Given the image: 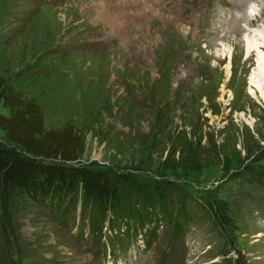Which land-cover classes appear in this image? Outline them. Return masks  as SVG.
Here are the masks:
<instances>
[{
	"label": "rangeland",
	"instance_id": "1",
	"mask_svg": "<svg viewBox=\"0 0 264 264\" xmlns=\"http://www.w3.org/2000/svg\"><path fill=\"white\" fill-rule=\"evenodd\" d=\"M263 21L264 0H0V77L45 127H75L85 164L169 181L194 213L123 252L106 220L0 195V264H264V95L242 41Z\"/></svg>",
	"mask_w": 264,
	"mask_h": 264
},
{
	"label": "trees",
	"instance_id": "2",
	"mask_svg": "<svg viewBox=\"0 0 264 264\" xmlns=\"http://www.w3.org/2000/svg\"><path fill=\"white\" fill-rule=\"evenodd\" d=\"M0 104L10 110V115L0 111V129L12 144L0 143V195L11 204L41 202L63 224L78 209L89 228L106 220L107 242L113 249L121 243L123 252L139 238L151 245L165 223L182 235L193 222L186 196L169 181H142L83 163L85 142L78 130L47 129L36 100L2 76ZM209 204L214 210L222 207L218 201Z\"/></svg>",
	"mask_w": 264,
	"mask_h": 264
},
{
	"label": "bare ground",
	"instance_id": "3",
	"mask_svg": "<svg viewBox=\"0 0 264 264\" xmlns=\"http://www.w3.org/2000/svg\"><path fill=\"white\" fill-rule=\"evenodd\" d=\"M247 4H249L247 14L252 19L251 17L254 16L256 9L251 7L250 3ZM255 14H258L257 11ZM242 41L245 43L248 52H257L256 63L258 66L251 75L250 91L254 94L259 92L261 95H264V51L261 50L264 47V21L259 23L257 28H254V32L251 35H245Z\"/></svg>",
	"mask_w": 264,
	"mask_h": 264
}]
</instances>
